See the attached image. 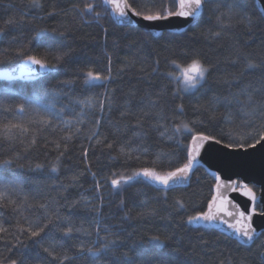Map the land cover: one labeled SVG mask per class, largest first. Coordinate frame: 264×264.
Here are the masks:
<instances>
[{
    "label": "snow or ice",
    "instance_id": "6c2138e0",
    "mask_svg": "<svg viewBox=\"0 0 264 264\" xmlns=\"http://www.w3.org/2000/svg\"><path fill=\"white\" fill-rule=\"evenodd\" d=\"M254 2L264 18V4L260 0ZM210 3L215 4L212 15L216 30H209L208 35L214 39H219L230 31L234 27L233 20L252 23V14L248 11L246 0H73L66 11H60L65 16H78L85 24H98L105 37L108 35V29L102 23L105 20L139 32L141 29L154 27L156 22L180 18L188 23V27L175 31L184 33L200 26L205 9ZM27 7L43 11L44 0H27ZM56 14L57 8L53 4L46 15ZM28 15V12L21 10L18 19L11 16L4 20V26L0 27V38L7 34V28L23 24ZM52 32L55 33L56 30L53 29ZM148 35L162 36V33L150 32ZM12 43H18L16 37H12ZM135 43L133 41L130 47ZM232 47L237 61H243L244 67L239 75L227 82L228 91L225 95L213 94L211 97H208L204 86L212 67L197 50L187 47L178 51L171 50L172 54L165 57L166 67L162 73L159 68L160 60L155 59L152 71L143 77L147 87L142 90L130 87L122 98L116 97V89L109 88L114 76L111 69L112 57L107 52L106 69L92 66L87 70L81 69L77 79L61 80L55 88L49 90L47 79L50 74L58 72V66L65 62L71 49L65 50L55 41L50 42L47 30H41L26 44L0 50V56L5 59L15 57L17 65L11 72L5 71L0 75L7 79L26 76L43 90V95L39 92L32 96L19 94L22 102L16 105L5 106L0 102V111L5 114L4 119L0 120V142L7 143L10 148L17 144L24 145L25 151H28L37 144L42 133L59 130L62 135L48 141L58 153L51 165V172L58 173L69 144L87 128L84 138L88 147L81 145L80 158L93 181L91 195L81 193L78 199L61 205L59 200L68 201L69 197L64 193L70 187H82L84 172L74 173L69 177V184L60 185L64 191L57 193L59 200L51 197L46 202L34 205L37 198L30 197L24 191L21 184L16 182L17 174L12 171L14 160L19 159L20 154L16 153L14 158L0 159V178H3L0 179V209L10 207L20 217L16 222V243L12 247L26 249L22 236H27L34 244L39 243L40 249L46 254L36 252L35 258L39 264H75L85 254L91 257V264H97V261H102L109 253L116 256L111 264H136V260H142L143 264H178L168 258L170 252L178 251L170 248L167 243L178 238L179 234L175 229L171 235H164L162 238L160 234H155L135 248L120 251L126 244L120 241L118 234L107 223L104 213L105 193L109 198L119 197L116 207L117 211L123 212L122 219L131 218L134 209H139L137 216L140 218L155 215L156 209L150 207L147 200L139 204L133 201L132 207H129L124 193L129 188L143 186L155 191L159 194L158 199L162 198L167 202L170 192H178L190 185L194 170L204 167L201 161L202 152L206 151L205 146L214 144L219 146L214 152L219 167L211 171L215 184L203 207L186 203L183 196L174 197L169 205L172 209L169 218H173V214L179 215L177 226L182 230L215 231L220 225H224L227 232L222 234L226 239H235L238 247L246 246L251 250L256 245L258 249H264V240H260L264 231H257L253 220L257 216L264 218V207H258V202L264 204V194L258 196L255 185L250 186L245 180L228 175L257 153L264 161V87H255L251 82L244 81L247 74L261 69V83L264 84V64L256 63L250 55L241 52L238 42ZM137 62V56L127 57L121 72L135 68ZM139 70L144 72L143 67ZM17 71L21 74L20 77L12 75ZM155 75L162 76L166 81L163 88L158 90L151 83V77ZM78 81L79 89L75 87ZM69 86L71 94L63 91ZM233 88L236 90L232 91ZM186 97L196 100L192 105V112L197 118L187 116L183 102L174 103L175 100L183 101ZM61 99H66L67 103L57 107ZM201 99H205V103H200ZM221 107L225 111L217 116L216 112ZM114 109L119 112V119L115 122L107 119L113 129L111 138L109 135L101 136L100 127L106 119L105 114L110 117ZM8 115L12 118L9 119ZM66 116L70 118L66 119ZM208 123L216 126L222 123L228 126V131L221 130L218 135H214L202 130ZM165 143L172 146L165 150ZM97 147L102 154L107 153L106 159L109 162L104 166L108 168L107 175L101 174L99 178L98 173H103V167L92 171V162L88 158L89 149H93L95 155ZM96 163L101 164L99 157L96 158ZM134 163L138 166L134 167ZM116 164L119 167H115ZM19 167L22 168L23 165ZM43 168L44 165L37 164L34 170ZM9 176L12 177L11 180L7 179ZM138 192L146 195L139 189ZM232 193L246 197L249 203L242 207L231 196ZM34 206L44 210L42 219L33 221L24 215ZM61 207L66 209V215H61ZM80 209L93 214L92 226L97 239L91 245L79 243L75 246V252L70 255V240L78 238L80 234H93L83 223L73 222V217L80 214ZM8 232L9 228L4 222H0V234ZM55 232L61 233L59 239ZM45 240L49 241L47 246L43 243ZM257 240H260L258 245ZM145 243L151 246L150 259H144ZM207 243L203 241L205 247ZM130 254L136 260L131 259ZM260 257L264 262V251L260 252ZM245 259L237 261L229 257L226 262L221 261V264H244ZM0 264H3L2 260ZM10 264H24V260L12 259Z\"/></svg>",
    "mask_w": 264,
    "mask_h": 264
},
{
    "label": "trees",
    "instance_id": "16d2710c",
    "mask_svg": "<svg viewBox=\"0 0 264 264\" xmlns=\"http://www.w3.org/2000/svg\"><path fill=\"white\" fill-rule=\"evenodd\" d=\"M73 0H44V10L29 9L27 7V0H0V27L4 26V20L11 16L19 18L21 10L28 12L29 15L25 18L23 24H17L6 29V35L0 38V50L5 47L15 48L20 44H26L27 41L36 36L37 32L47 30L49 41H55L57 45L63 47L65 50L71 49L70 55L66 57L65 62L58 66V72L50 74L46 83L48 89L51 90L58 85L61 80L69 79L75 80L81 69L87 70L92 66L97 69H106L107 59L105 52L111 55L112 64L111 69L114 76V81L109 85V88L116 89V97L122 98L130 87L144 89L147 87L143 77L146 73H150L155 66L153 61L157 58L160 60V72L165 70V57L172 54V49L179 50L183 47L197 50L202 57H204L207 64L211 65L212 70L207 78L204 89L207 91L208 97L213 94L223 96L228 91V81H231L234 76L239 75L241 69L244 67L243 61H237L233 44L239 43V50L247 55H250L256 63L264 64V18L261 17L259 9L256 7L254 0H246L248 11L252 14V23H239L233 20L234 27L224 33L219 39H214L208 35L209 30L215 31V21L212 15V9L215 7L214 3H210L203 14V20L199 27L189 30L184 33H170L162 31V36H150L147 31L140 30L132 31L131 29L123 28L115 25L109 20L102 21L104 26L108 29V35L102 31L98 24H85L78 16H65L61 9L67 10ZM55 4L57 14L53 16L46 15V12L52 9ZM211 19V22L209 20ZM56 32L53 33L52 30ZM63 33V35H60ZM12 37H16L18 43H12ZM135 41V45L130 47V44ZM167 46V49H166ZM137 56L138 62L133 69H125L123 62L127 57ZM15 57L5 59L0 56V67L12 66L15 63ZM235 62V64H234ZM143 67L144 72L139 69ZM262 70L257 69L254 72L247 74L244 77L245 82H251L255 87H264L261 83ZM151 83L155 85L156 89L163 88L166 81L160 75L151 77ZM80 87L79 81L76 86ZM236 89L233 88L232 91ZM63 91L71 94V86L64 88ZM103 91V89H99ZM39 92L43 95V90L39 89L37 84L33 81H5L0 80V102L5 106L16 105L21 103L19 94L25 96H32ZM185 104L187 116L189 118H197L192 112V105L196 102L195 99L185 98L183 101L179 99L174 103ZM67 103L66 99H61L57 103ZM200 103H205V99H201ZM225 109L221 107L216 115L220 116ZM102 122L100 127L101 136L109 135L113 131L108 124L107 119L112 121L119 119V112L114 109L110 117H107ZM5 114L0 111V120L4 119ZM11 119V115H8ZM70 118L68 116L65 117ZM205 118L206 117H202ZM134 123V121H132ZM202 130L218 135L221 130L227 132L228 126L219 124L216 126L208 123ZM87 128L80 136L74 139L69 144V150L62 158L60 171L58 173L51 172V165L55 162L58 153L54 146L48 141L58 139L62 133L59 130L46 131L38 137L37 144L25 151L24 145L17 144L14 147L5 142H0V159L14 158L16 153L20 154L19 159L14 160L12 171L17 174L16 182L20 183L24 191L31 197L37 198L34 205L37 203L46 202L51 197H57L58 192H63L64 189L60 187L61 184H69V177L74 173L84 172L81 178L82 187L69 188L66 196L68 201L59 200L61 205L70 203L72 199H78L81 193L91 195L92 177L85 171V163L80 158L81 145L88 147V142L85 140ZM131 135V133H129ZM94 143V142H93ZM168 143L163 147L168 150ZM99 157L101 164L96 163V158ZM107 153H101L100 149L95 148V155L93 149H89L88 158L92 162V171H97L98 168L103 167V173H98V177L107 175L108 168L104 167L109 164L106 159ZM37 164L44 165L43 169L34 170ZM23 165V167H19ZM133 166H138L134 163ZM115 167H119L116 164ZM3 179V178H0ZM7 179L11 180L9 176ZM215 181L212 174L208 173L202 167L194 170L191 176L190 185L178 192H170L168 200L165 202L162 198L158 199V193L144 188L143 186H136L129 188L124 193V197L128 200L129 207H132V202L139 204L141 201L147 200L150 207L156 209L155 215L140 218L137 216L139 209H134L131 213V218L122 219L123 212L117 211L119 197L106 196V206L104 208L107 223L112 226V231L117 233L120 241L126 244L125 248L120 251H127L129 248H135L141 244L142 241L147 240L148 237L160 234L171 235L175 229L179 234L177 239L167 241L172 249L178 251L170 252L168 258L178 262V264H221V261H227L229 257L235 260L246 258L244 264H264L260 257L262 249H258L253 245L251 250L246 246H239L235 239H226L225 235L220 231H205L198 232L191 229H180L177 225L180 219L179 215L173 214V218H169V212L172 209L169 205L172 204L174 197L183 196L186 203L195 204L203 207L204 202L209 196L210 189L214 186ZM252 186V185H250ZM138 189L146 195L139 194ZM256 192L258 187L255 186ZM111 200V203L108 201ZM258 207L260 204L258 203ZM61 215H66V209L60 208ZM79 215L73 217V222L76 224L83 223V226L92 231L91 236L80 234L78 238L70 240L68 243L72 246L70 255L75 252V246L83 242L85 245H91L96 241V235L92 226L93 214L85 212L83 209L79 210ZM44 210L38 206L28 209L24 215L28 216L30 220H37L43 218ZM20 219L17 213H14L10 207L0 209V222H4L9 228L8 233L0 234V260L3 264H10V260H24V264H39L36 260V252L39 251L41 255H46L39 247V243L34 244L27 236H22L26 249H21L20 246L12 247L16 243V222ZM22 222V221H21ZM57 239L61 233L55 232ZM103 235V233H101ZM203 237L201 240L200 237ZM182 237V239L180 238ZM264 240V236L260 237ZM257 240V245L260 243ZM203 241H207V246L203 245ZM45 246L49 241H43ZM64 243V241H60ZM146 254L144 259H150L152 252L151 246L143 244ZM130 258L136 260L135 257ZM116 259V256L109 253L102 261H97V264H111V261ZM75 264H91V257L83 255L80 259L75 261ZM136 264H143L142 260H136Z\"/></svg>",
    "mask_w": 264,
    "mask_h": 264
},
{
    "label": "water",
    "instance_id": "95a60500",
    "mask_svg": "<svg viewBox=\"0 0 264 264\" xmlns=\"http://www.w3.org/2000/svg\"><path fill=\"white\" fill-rule=\"evenodd\" d=\"M261 4H264V0H260ZM146 23V22H145ZM187 28L188 23L180 18H172L169 21H160L156 22L154 27H151L147 30L142 29L147 32H162V31H168L170 33H180L175 31L179 28ZM17 65L14 64L12 66L7 67H0V73H3L5 71L11 72L13 68H15ZM15 77H20L21 74L17 72L12 73ZM0 80L5 81H13V80H21V81H31L26 76L21 79H7L6 77L0 75ZM206 151L202 152V161L201 163L204 165L202 167L204 170H206L208 173L211 174V171H215L217 167H219L214 152L215 149L219 146H216L214 144L206 145ZM221 151H225L221 149ZM228 175H230L234 179H243L245 182H248L250 185H255L258 187V196H261L264 194V161H262L260 154L257 153L253 157H249L245 163L238 168H235L232 172H229ZM231 196L235 199L237 203H240L242 207L246 206L249 202L247 201L246 197L241 196L239 193H232ZM260 204V207H264V204ZM255 222V226H257V231H264V218L262 217H254L253 218ZM218 231L221 233H226L227 229L226 226L220 225ZM230 235V234H229ZM264 251V249H262Z\"/></svg>",
    "mask_w": 264,
    "mask_h": 264
},
{
    "label": "flooded vegetation",
    "instance_id": "af4514ba",
    "mask_svg": "<svg viewBox=\"0 0 264 264\" xmlns=\"http://www.w3.org/2000/svg\"><path fill=\"white\" fill-rule=\"evenodd\" d=\"M259 190V189H258Z\"/></svg>",
    "mask_w": 264,
    "mask_h": 264
},
{
    "label": "rangeland",
    "instance_id": "374dc122",
    "mask_svg": "<svg viewBox=\"0 0 264 264\" xmlns=\"http://www.w3.org/2000/svg\"><path fill=\"white\" fill-rule=\"evenodd\" d=\"M258 193V192H257Z\"/></svg>",
    "mask_w": 264,
    "mask_h": 264
}]
</instances>
